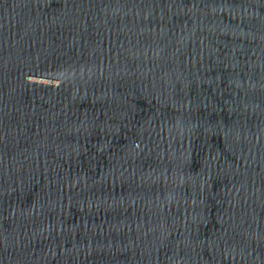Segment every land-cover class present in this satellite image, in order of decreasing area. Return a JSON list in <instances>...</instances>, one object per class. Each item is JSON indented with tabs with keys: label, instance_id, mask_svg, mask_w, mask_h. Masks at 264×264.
Masks as SVG:
<instances>
[{
	"label": "water",
	"instance_id": "1",
	"mask_svg": "<svg viewBox=\"0 0 264 264\" xmlns=\"http://www.w3.org/2000/svg\"><path fill=\"white\" fill-rule=\"evenodd\" d=\"M0 264H264V0H0Z\"/></svg>",
	"mask_w": 264,
	"mask_h": 264
}]
</instances>
